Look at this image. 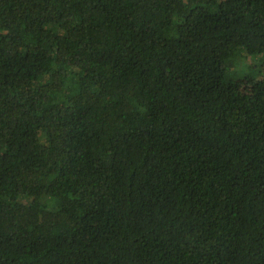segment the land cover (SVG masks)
Returning <instances> with one entry per match:
<instances>
[{"label": "trees", "instance_id": "trees-1", "mask_svg": "<svg viewBox=\"0 0 264 264\" xmlns=\"http://www.w3.org/2000/svg\"><path fill=\"white\" fill-rule=\"evenodd\" d=\"M0 264H264V0H0Z\"/></svg>", "mask_w": 264, "mask_h": 264}, {"label": "rangeland", "instance_id": "rangeland-1", "mask_svg": "<svg viewBox=\"0 0 264 264\" xmlns=\"http://www.w3.org/2000/svg\"><path fill=\"white\" fill-rule=\"evenodd\" d=\"M250 60H253L254 62H250ZM243 64V63H242ZM249 65L250 67H253V68H256V67H258L260 64H261V60L260 59H253V58H249V60H248V63L246 62V65ZM236 70L237 71H241L240 72V75L245 71L246 73H247V75H248V77H253V76H256L255 74H254V70H253V72L252 73H249L250 71H251V69H248V68H246V67H243V66H239L238 68H236ZM240 79H243V78H240ZM246 79L245 80H241V81H239L238 82V88H240V89H244L245 88V86H246ZM248 89V88H247Z\"/></svg>", "mask_w": 264, "mask_h": 264}]
</instances>
